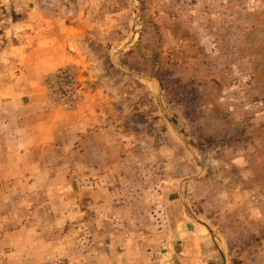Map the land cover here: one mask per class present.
I'll return each mask as SVG.
<instances>
[{
	"label": "rangeland",
	"instance_id": "rangeland-1",
	"mask_svg": "<svg viewBox=\"0 0 264 264\" xmlns=\"http://www.w3.org/2000/svg\"><path fill=\"white\" fill-rule=\"evenodd\" d=\"M30 11L105 118L31 146L0 105V264H264V0H0V77Z\"/></svg>",
	"mask_w": 264,
	"mask_h": 264
},
{
	"label": "crops",
	"instance_id": "crops-1",
	"mask_svg": "<svg viewBox=\"0 0 264 264\" xmlns=\"http://www.w3.org/2000/svg\"><path fill=\"white\" fill-rule=\"evenodd\" d=\"M24 18L22 16L20 22L14 23L18 30L14 34L20 43L6 47L10 50L9 54L17 58L19 66L16 67L17 72L11 75L12 78L3 75L0 77V105H17L26 111L25 134L21 128V132L17 133L19 141L25 139L27 145L31 146H64L69 144L67 139L75 143L79 134L98 124L105 115L96 109L98 104L90 99L83 100L72 111L47 107L39 85L40 79L46 72L72 64L78 57L71 50L69 28L59 17L45 11H30L26 20ZM100 107L103 110L110 109L104 100L100 102ZM40 119L48 122L42 127L43 131L39 137L34 133L39 128L34 123ZM105 133V127H95L90 130L88 139ZM38 139H41L40 142H35ZM88 139L84 136L78 143Z\"/></svg>",
	"mask_w": 264,
	"mask_h": 264
},
{
	"label": "built area",
	"instance_id": "built-area-1",
	"mask_svg": "<svg viewBox=\"0 0 264 264\" xmlns=\"http://www.w3.org/2000/svg\"><path fill=\"white\" fill-rule=\"evenodd\" d=\"M48 108L60 111L76 109L86 96L85 80L78 68L63 65L46 72L39 81Z\"/></svg>",
	"mask_w": 264,
	"mask_h": 264
},
{
	"label": "trees",
	"instance_id": "trees-1",
	"mask_svg": "<svg viewBox=\"0 0 264 264\" xmlns=\"http://www.w3.org/2000/svg\"><path fill=\"white\" fill-rule=\"evenodd\" d=\"M208 142H209V143H211V141H210V140H209Z\"/></svg>",
	"mask_w": 264,
	"mask_h": 264
}]
</instances>
